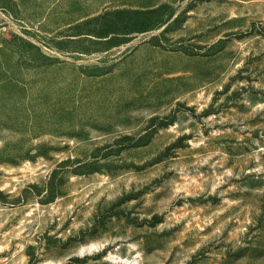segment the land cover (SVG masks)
I'll return each mask as SVG.
<instances>
[{
    "label": "rangeland",
    "instance_id": "1",
    "mask_svg": "<svg viewBox=\"0 0 264 264\" xmlns=\"http://www.w3.org/2000/svg\"><path fill=\"white\" fill-rule=\"evenodd\" d=\"M0 264H264V0H0Z\"/></svg>",
    "mask_w": 264,
    "mask_h": 264
}]
</instances>
